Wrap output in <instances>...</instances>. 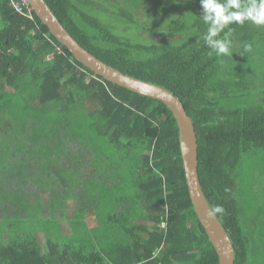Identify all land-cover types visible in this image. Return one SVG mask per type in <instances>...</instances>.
Wrapping results in <instances>:
<instances>
[{
  "label": "trees",
  "instance_id": "trees-1",
  "mask_svg": "<svg viewBox=\"0 0 264 264\" xmlns=\"http://www.w3.org/2000/svg\"><path fill=\"white\" fill-rule=\"evenodd\" d=\"M45 2L90 53L181 100L197 135L199 182L212 210L223 208L215 214L233 244L234 264H264V208L254 214L251 210L256 206L246 204L249 199L258 202L260 177H264V103L221 104L222 98L236 97L229 89L237 88L240 80L232 85L228 78L243 77L242 48L258 33L253 22H233L217 37L230 41L233 56L217 54L205 44L208 25L200 0H144L141 7L116 9L108 7V0ZM103 9L121 26L107 23ZM146 16L154 21L143 23ZM157 35L161 37L155 40ZM49 37L60 44L36 14L31 22L7 0H0V134H11L7 140L18 151L26 141L36 148L34 167L50 166L28 171L22 167L18 169L22 179L13 188L3 190L0 185V264H218L191 204L171 110L94 73L63 45L55 49ZM21 101L26 103L24 114ZM42 131L55 134L40 137ZM74 144L83 151L64 165L67 157L61 163V151ZM104 146L112 150L111 163L124 170L108 183L101 182L106 184L103 195L112 182L127 186V194L118 196L121 202L112 203L113 196L105 198L106 204L117 208L112 206L107 217L94 211L98 225L93 226L83 221L84 212L75 217L72 208L75 213L69 216L75 222L70 239L64 234L53 238L46 226L31 229L54 221L41 214L42 201L50 203L54 194L59 205L73 202L70 192L82 194L74 199L76 205H89L101 195L90 184L102 176L94 171L100 166H94L92 158L98 155L92 148ZM69 165L75 173L65 181L61 173L70 171ZM29 171L55 176L51 186L38 179L41 186H37L42 187L38 193H48L47 199L23 192L31 180L24 175ZM36 204L39 221L31 222L29 211Z\"/></svg>",
  "mask_w": 264,
  "mask_h": 264
},
{
  "label": "rangeland",
  "instance_id": "rangeland-1",
  "mask_svg": "<svg viewBox=\"0 0 264 264\" xmlns=\"http://www.w3.org/2000/svg\"><path fill=\"white\" fill-rule=\"evenodd\" d=\"M110 3V6L108 7H114L115 9L117 7L120 6H127L130 7V5H132V7H141L142 3L144 2V0H136L135 2H133L132 0H108ZM104 2V0H98L99 4H102ZM159 2V0H156V3ZM145 9L148 7H144ZM151 10H153V8H149ZM105 10L106 14L104 15L105 17V21L109 24L112 25V23H116L117 27L121 26V24L119 22H116L117 20H115L114 16H110L108 13V9H103ZM110 10V9H109ZM96 13V11H94ZM104 14V12L102 13V15ZM140 14V13H139ZM99 15V14H98ZM102 15L100 17H102ZM103 18V17H102ZM117 19V17H116ZM115 20V21H114ZM145 24H148L149 22H153L154 19H149L147 16L146 18L144 17ZM142 22V21H141ZM139 21V24L141 23ZM165 24V23H164ZM252 26H255L256 29L258 30L257 34H254L253 39L250 40L245 47L242 48V53L245 55L243 58V61H241L239 64L241 66V68H243L244 74L243 77L241 76H229L228 80H230L232 82V85L234 83L235 80H240L237 88H232L230 87L229 91H231L230 93H232V95H235L236 97H226V98H222V103L223 105H227L229 107H233V106H247V105H252V104H258V103H264V25H257L252 23ZM122 28H120L119 30H121ZM137 30H140L139 28H135ZM136 31V30H135ZM127 32V30L125 31ZM132 33H134V29H132ZM161 36L157 35V38H160ZM145 39V37H144ZM234 46L236 44H233ZM246 46H250V51L246 50ZM231 51V50H230ZM230 55H233V52H230ZM236 63V62H235ZM216 91H219L218 89H216ZM222 97V96H220ZM219 97V98H220ZM25 102L21 101L20 105L22 106V111L24 114V106H25ZM26 110H30L29 107H26ZM53 112V114H56V111L54 109L51 110ZM27 114H31V113H27ZM59 128H62V125H59ZM58 134H62L61 132H57ZM55 133H47L45 131H42L41 136H49ZM11 137V134H0V169H2V178L0 180V185L1 188L3 190L8 189V188H13L15 186L16 181L19 182V180L22 179V177L20 178L19 175V170L20 168L23 167V171H28V170H32V168L35 166L34 163V151L36 150V148H32L30 146V144H26L28 143V141L25 142L24 146L21 148V150L18 151L17 148H19L16 145H11L7 138ZM77 144L80 142L75 141ZM12 143V141H11ZM17 144V143H16ZM68 144V143H67ZM35 145V144H34ZM84 145V144H83ZM35 147H37V145H35ZM63 148V147H62ZM96 150L97 153V157L99 158L100 155H102L104 152L105 154H112V150L107 148L106 146L102 147V148H92ZM91 149V150H92ZM65 150L66 153L62 156L61 158V163L63 162V160L69 156V152H67L69 150V146L66 145L65 146ZM98 158H96L95 160L92 161L94 163V166L96 167L97 165H99L100 167L94 169V171L96 170V175L97 177L101 174L102 176L100 178H96L94 177L93 181L90 182V184L92 185V190L94 192L98 191L99 189L101 190V195H99V197L95 200H92V203L87 205V204H82L81 206H87L88 210L90 213H94V211H98L100 213L101 216L107 217V215L109 213H111L112 210V205H108L107 200L105 199L106 197H110L113 196L115 197V201H112V203H119L121 202V200L119 201L118 196L119 194H127V186L123 187H116L115 182H112L111 184L113 185L112 188H110V191L106 190V195L104 196L102 194L103 191V187L106 184H102L101 182L104 183H108L111 179L115 178L116 175H120L122 174L121 172L124 170H121L120 165L118 164H112L109 162V160H106V162L102 165H100V162L98 160ZM260 160L262 158V156L258 157ZM100 159V158H99ZM42 167H34L36 170H40L41 168H50V166H48L47 164H41ZM73 166L69 165V169L70 171H66V172H62L61 176L64 177V180L67 181L69 179V176H71L73 173V171H71V168ZM67 169V167H66ZM52 170L54 171L55 174H57V169L52 166ZM30 172V171H29ZM26 173L25 178L26 180H30L29 184L26 185L25 189L23 190L24 193H29L31 195H39V197L41 198H48L49 194L45 193L44 191L40 190V192L38 193V189H42V187H38L37 185H40V180L38 179H44V181L49 185H53V179L55 180V176H52L51 173L49 172H43V173H36L35 171H31L30 173ZM125 175V174H124ZM42 178H41V177ZM51 178H50V177ZM38 177V178H36ZM34 180L36 181L37 184H34ZM126 182V181H125ZM124 182V184H125ZM71 183L68 182L66 185H70ZM76 183H73V185ZM98 184V185H97ZM41 186V185H40ZM22 190V189H20ZM259 195H258V202L256 203L254 200H248L246 202V204L248 206H256V210H251L254 214H256L255 212L261 208H264V177L261 176L260 177V183H259ZM59 192L61 191V188L58 190ZM119 193V194H118ZM67 194H69V191L67 192ZM71 195H73L70 192ZM120 195V196H123ZM54 197L56 198L55 200H51V202H47L46 200L42 201V209H43V213L42 217H48L46 218V220L48 219H53V222H47L46 224H42L40 222V225L38 226H31V229H39L42 226H46L47 228L50 229L51 233L53 234V238H56L57 236H59L60 234H64V232H71L73 225L69 224V221H72L73 223L75 222L74 219L70 218L68 219V216L66 214H64V211L59 209L62 208L61 204H57V201L59 199H57V195L54 194ZM35 202H33L34 204ZM81 204V202H80ZM80 204L76 205V203L72 202L71 204L66 201V209L71 210V208H76V210L78 209V207L80 206ZM122 204V203H121ZM38 205V207L33 206L34 210L32 212L29 211L30 214H32V218L29 219L31 222H38V213L40 210V205ZM78 206V207H77ZM35 209H39L35 212ZM86 210V209H84ZM68 211V210H67ZM53 212V213H52ZM77 213H75V217L77 216ZM40 214V213H39ZM70 215V212L68 213ZM259 214H257L258 216ZM261 215H264V213H261ZM52 216V217H51ZM0 217H1V210H0ZM89 218V217H88ZM87 218V219H88ZM92 216H90V219H88V223L89 225H91L92 223ZM59 226V230L57 225ZM162 225H164V223H162ZM66 237L68 239H70L71 237L66 235ZM67 238H64L63 240H67Z\"/></svg>",
  "mask_w": 264,
  "mask_h": 264
},
{
  "label": "water",
  "instance_id": "water-1",
  "mask_svg": "<svg viewBox=\"0 0 264 264\" xmlns=\"http://www.w3.org/2000/svg\"><path fill=\"white\" fill-rule=\"evenodd\" d=\"M36 15L49 32L86 67L106 80L131 91L163 102L172 112L179 131V146L185 182L191 204L205 229L218 258V264H234V247L227 231L209 205L198 177L197 135L191 117L183 103L168 89L110 66L86 50L60 23L45 0H29Z\"/></svg>",
  "mask_w": 264,
  "mask_h": 264
},
{
  "label": "clouds",
  "instance_id": "clouds-1",
  "mask_svg": "<svg viewBox=\"0 0 264 264\" xmlns=\"http://www.w3.org/2000/svg\"><path fill=\"white\" fill-rule=\"evenodd\" d=\"M200 4L203 9V21L208 25L207 32L203 36L204 42L217 54L227 55L230 53V41L227 38H217L229 24L233 22L243 23L245 20H251L257 25H264V0H200ZM30 6L34 15V20L30 21L34 22L36 13L31 3ZM48 39L52 40L55 49L58 47L61 50L62 44L60 42L61 45L50 37ZM246 50L250 51V46H246ZM51 57L52 54L48 55L47 59ZM77 68L79 71H83L81 67L77 66ZM222 212L223 208L221 206L214 208V213Z\"/></svg>",
  "mask_w": 264,
  "mask_h": 264
},
{
  "label": "crops",
  "instance_id": "crops-1",
  "mask_svg": "<svg viewBox=\"0 0 264 264\" xmlns=\"http://www.w3.org/2000/svg\"><path fill=\"white\" fill-rule=\"evenodd\" d=\"M83 150H81V149H78L77 148V146L74 144V146L71 148V149H69L67 152H69V156L66 158V160L63 162V164L65 165H68L70 162H69V160H70V157L71 156H78L79 155V153H81ZM61 153L64 155L65 153H66V150L65 149H63L62 151H61ZM61 154V155H62ZM109 156L110 155H108V154H102L101 155V160H102V162H103V164L106 162V160H109V162L111 163V158H109ZM79 163H80V160H79ZM81 164V163H80ZM82 165V164H81ZM72 193V192H71ZM73 195V202H74V199H76V198H82V194H74V193H72ZM119 194V193H118ZM70 204H71V201H68ZM76 202H77V200H76ZM78 203V202H77ZM78 204H80V203H78ZM62 206V208H59V209H61V210H63L64 211V214H66L67 216H68V219H70V216H69V212H74L75 213V210H69V209H66V204H64V205H61ZM112 206H114V205H112ZM114 208H117V205L115 204V206L113 207V209ZM72 209V208H71ZM84 209H86V210H84ZM120 209H122V207H120ZM68 210V211H67ZM77 212H84V220L83 221H86L87 223H88V219H90V216H92V218H93V220H92V223H91V225L90 226H93V225H95V224H97L98 225V223H97V219H96V215H95V213H90L89 212V210H88V208H87V206H79V209L78 210H76ZM117 211V210H116ZM52 217V216H51ZM89 217V218H88ZM48 218V217H47ZM88 218V219H87ZM68 222H69V224H72L73 225V227H72V230H74V223L72 222V221H69V220H67ZM89 224V223H88ZM78 225H80V224H77L76 225V227H78ZM66 235H68V236H70L71 237V235H73L72 234V232H64V236H66Z\"/></svg>",
  "mask_w": 264,
  "mask_h": 264
},
{
  "label": "built area",
  "instance_id": "built-area-1",
  "mask_svg": "<svg viewBox=\"0 0 264 264\" xmlns=\"http://www.w3.org/2000/svg\"><path fill=\"white\" fill-rule=\"evenodd\" d=\"M7 4L22 17L31 21L34 20L29 0H7ZM57 50H59V48Z\"/></svg>",
  "mask_w": 264,
  "mask_h": 264
}]
</instances>
